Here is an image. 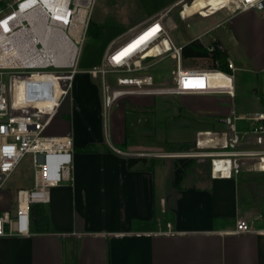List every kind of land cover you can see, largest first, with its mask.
Here are the masks:
<instances>
[{
  "label": "crops",
  "instance_id": "0c3cea01",
  "mask_svg": "<svg viewBox=\"0 0 264 264\" xmlns=\"http://www.w3.org/2000/svg\"><path fill=\"white\" fill-rule=\"evenodd\" d=\"M187 1L132 0L144 15L123 17L124 22L95 15L92 22L98 25L96 40L101 44L92 53L100 63L109 49L157 16L167 27L164 14ZM254 12L227 18L217 13L215 23L203 33L195 32L192 39L175 45L181 48L197 40L207 48L204 33L239 14L257 19ZM103 34L111 36L103 42ZM217 37L236 68L233 97L125 95L104 110L98 80L89 76L93 83L86 84L83 73L76 75L56 116L66 126L56 136H69L73 143L71 181L50 188L49 201L42 204L48 217L46 233L0 238V264H264V171L254 159L243 160L244 165L252 160L253 170L243 166L231 178L209 175L200 180L187 173L179 188L173 183L177 157L172 152L217 151L225 143L223 134H229L226 118L264 113V78L257 77L256 86L247 91L236 74L248 68L263 75L264 50L243 41V58L253 56L252 65H247L231 53L228 36ZM250 49L259 51L253 54ZM198 61L205 60H192V69H209L198 68ZM226 82L217 75L210 83ZM248 95L256 102L246 111L236 99ZM235 126L243 131L248 124L236 121ZM252 147L250 135L239 145ZM128 158H144L146 163L128 169ZM2 197L0 211L9 210ZM238 219L245 220L253 233L233 234Z\"/></svg>",
  "mask_w": 264,
  "mask_h": 264
},
{
  "label": "built area",
  "instance_id": "2783aa9c",
  "mask_svg": "<svg viewBox=\"0 0 264 264\" xmlns=\"http://www.w3.org/2000/svg\"><path fill=\"white\" fill-rule=\"evenodd\" d=\"M93 3L94 0H0V192L26 156L32 167V187L16 191L13 211H0V238L30 235L31 205L46 204L50 188L71 181L72 139L46 134V130L69 95L76 75L85 73L98 80L104 110L125 95L234 96L233 63L226 60L227 73L182 68L181 48L170 38L162 16L109 49L99 65L80 69ZM232 10L263 12L264 0H225L214 12ZM180 16L183 17L182 10ZM207 49L211 52L214 45ZM145 55L151 56L144 58ZM162 57H169L175 64L168 87L157 86L152 76L145 74L144 62ZM110 74L115 75L118 88L109 87ZM217 75L224 77L226 84L211 85V77ZM236 121H245L247 129L238 131ZM225 124L229 134H223L225 143L217 151L197 150L174 156L208 158L213 178H231L249 158L264 171V113L232 114ZM248 135L253 137L255 147L240 149ZM232 233L253 231L245 220L238 219Z\"/></svg>",
  "mask_w": 264,
  "mask_h": 264
},
{
  "label": "rangeland",
  "instance_id": "374dc122",
  "mask_svg": "<svg viewBox=\"0 0 264 264\" xmlns=\"http://www.w3.org/2000/svg\"><path fill=\"white\" fill-rule=\"evenodd\" d=\"M192 0H188L185 4H188ZM181 6L175 7L168 13H165V20L167 21V29L168 34L174 44L180 46L184 44L187 40L192 39V34L195 32L205 31V29L214 24L217 16V13H224L226 18L233 14H236L237 11H219L208 17L201 16H191L189 18H183L180 16ZM257 14V19L252 14H239L233 18L225 20L222 24H219L217 29L214 31H210L208 33H204L202 37V41L208 43V47L214 45V43L218 42V34H224L228 36V40L232 43L233 48L231 49V53L233 56H237L238 60L244 61L247 65L252 62L253 56L249 55V57H245V52L243 49V45L245 41L247 47L259 45V50H264V11L263 12H254ZM95 15H102L107 22H124L123 17H129V19H137L144 15V12L137 8L132 0H94L93 7L91 10L90 21H95ZM122 20V21H121ZM111 36V34H103L102 41L104 42L105 38ZM237 38L240 39L241 44L237 41ZM128 39V38H127ZM126 39V40H127ZM125 41V40H124ZM219 43V42H218ZM101 44L100 40L93 39L88 34L85 36L83 50L79 61L80 69L84 70L88 67L99 65V61L96 59V55L92 53V48H98ZM220 44V43H219ZM221 46V45H220ZM222 48V47H221ZM251 53L255 54L258 49H250ZM244 54V56H243ZM240 56V57H239ZM259 57V56H255ZM199 63L196 65L198 68L207 67V61H198ZM253 63V62H252ZM245 64V65H246ZM174 61L169 57H162L158 59H149L144 62V67L146 68L145 74L152 76L154 83L160 87H168L172 82L171 72L174 69ZM181 67L184 69H192V60H182L181 59ZM250 67V66H249ZM238 70L237 75L242 84L245 86L247 91L253 90L256 86L257 77L264 78V74H257L253 70ZM256 71V70H255ZM86 84L93 83V81L89 78V75L83 74ZM115 75L110 74L108 77V84L111 89L118 88L115 85L114 78ZM75 81V79H74ZM73 81V83H74ZM121 90H126V88H122ZM245 90V91H246ZM237 103L240 105V109L249 111L253 109L255 100L251 96H245L244 99L241 97L237 98ZM58 117V115H57ZM55 118L49 127L46 130V134L56 135L63 129H65V124L60 123ZM65 120V119H64ZM197 152L196 149H190L186 153ZM184 152H172V156L175 154H183ZM201 154V153H200ZM195 160V165L188 172L192 175L193 178H198L200 180H205L206 178H210L209 174V161L207 158L203 156H195L190 157ZM252 160H249L246 165H244V169L253 170L250 166L253 165ZM32 187V167L29 156H26L18 167L12 172L8 180L6 181L3 189L0 194H3V199H5L8 203L9 211H13L15 206V193L18 189H30Z\"/></svg>",
  "mask_w": 264,
  "mask_h": 264
},
{
  "label": "trees",
  "instance_id": "16d2710c",
  "mask_svg": "<svg viewBox=\"0 0 264 264\" xmlns=\"http://www.w3.org/2000/svg\"><path fill=\"white\" fill-rule=\"evenodd\" d=\"M87 34L93 39H98V25L92 21L89 22ZM180 56L182 60L203 59L208 63L209 69H217L222 72H229L226 60L227 54L221 48L218 42L214 43V49L209 52L203 47L199 41H191L181 47ZM85 152H90L89 148L84 149ZM144 158H128L127 168L140 164L144 165ZM195 160L193 158L177 157L173 160V183L175 188H179L185 175L193 168ZM30 231L33 233H46L48 231V217L46 210L42 204H33L30 207Z\"/></svg>",
  "mask_w": 264,
  "mask_h": 264
},
{
  "label": "bare ground",
  "instance_id": "6f19581e",
  "mask_svg": "<svg viewBox=\"0 0 264 264\" xmlns=\"http://www.w3.org/2000/svg\"><path fill=\"white\" fill-rule=\"evenodd\" d=\"M225 0H193L191 2H189L188 4H184V6H181V10H182V16L183 18H189L191 16L197 15L199 14V16L201 17H207L211 14H213V12L216 10L217 11V6L220 2H224ZM137 43H135L134 45H132L131 47H129L128 49H126L124 51V53H127L128 51H130L133 46H135ZM122 53V54H124ZM150 57L151 55H145L144 58L146 57ZM211 82V79H210ZM211 84V83H210Z\"/></svg>",
  "mask_w": 264,
  "mask_h": 264
}]
</instances>
